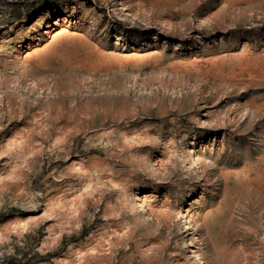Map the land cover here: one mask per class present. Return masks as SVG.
<instances>
[{"label":"rangeland","instance_id":"374dc122","mask_svg":"<svg viewBox=\"0 0 264 264\" xmlns=\"http://www.w3.org/2000/svg\"><path fill=\"white\" fill-rule=\"evenodd\" d=\"M0 264H264V0H0Z\"/></svg>","mask_w":264,"mask_h":264}]
</instances>
